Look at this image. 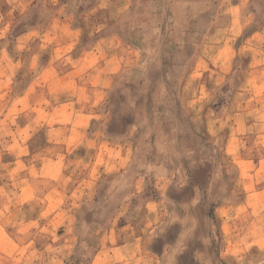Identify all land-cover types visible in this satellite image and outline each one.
Returning <instances> with one entry per match:
<instances>
[{
	"label": "rangeland",
	"instance_id": "1",
	"mask_svg": "<svg viewBox=\"0 0 264 264\" xmlns=\"http://www.w3.org/2000/svg\"><path fill=\"white\" fill-rule=\"evenodd\" d=\"M184 1L0 0V264H264V0ZM110 33L132 63L64 141Z\"/></svg>",
	"mask_w": 264,
	"mask_h": 264
},
{
	"label": "crops",
	"instance_id": "2",
	"mask_svg": "<svg viewBox=\"0 0 264 264\" xmlns=\"http://www.w3.org/2000/svg\"><path fill=\"white\" fill-rule=\"evenodd\" d=\"M179 3L182 2L180 1ZM184 3L185 5H207L208 1H184ZM104 4L105 9H107V3ZM112 6L113 10L110 12L108 11V13L116 15L118 12H113L117 9L116 5ZM94 9L96 8L93 7L90 11H93ZM112 18L113 16L110 19ZM114 19L117 20L118 17H115ZM102 25H104V23L100 22L99 27ZM105 25H108L107 22ZM148 30L150 32L153 31L151 27H149ZM149 36L150 35L144 36L142 40H140V43L142 45L150 43V39L153 37ZM135 43L136 42H133L132 40L130 41L123 36L110 33L108 35L101 36L97 39L96 44H94L90 49H87L84 53L75 57L72 74L80 77V79L78 80V84H76L77 95H75L72 99V103H75L72 108V115L70 114L65 116L67 119L64 123L70 125V127L64 130V133H66L64 141L70 138L71 140L74 139L73 141L84 140L85 131L82 127L90 125L91 120L89 117L93 116L90 109L96 108L97 104L106 96L108 91V86H106L107 79L116 75V71L129 68V65L132 63L131 57L133 58V54L136 51V47H134ZM101 45H104L105 47L102 48ZM108 46H113L114 48H108ZM82 78L85 79L82 80ZM68 110L69 109H67V111ZM233 233L235 236V231H233ZM232 252L234 254L240 253V245L234 244ZM195 258L201 264H215V257L210 254V249L207 246H200L196 248ZM236 258L237 257H235V259ZM129 259L136 261L138 259L137 253L130 255Z\"/></svg>",
	"mask_w": 264,
	"mask_h": 264
}]
</instances>
